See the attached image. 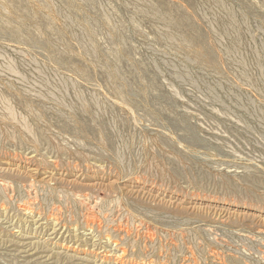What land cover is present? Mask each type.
Here are the masks:
<instances>
[{"label":"rangeland","instance_id":"rangeland-1","mask_svg":"<svg viewBox=\"0 0 264 264\" xmlns=\"http://www.w3.org/2000/svg\"><path fill=\"white\" fill-rule=\"evenodd\" d=\"M0 264H264V0H0Z\"/></svg>","mask_w":264,"mask_h":264}]
</instances>
